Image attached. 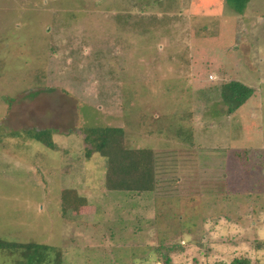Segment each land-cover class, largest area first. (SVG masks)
I'll list each match as a JSON object with an SVG mask.
<instances>
[{
  "label": "rangeland",
  "instance_id": "1",
  "mask_svg": "<svg viewBox=\"0 0 264 264\" xmlns=\"http://www.w3.org/2000/svg\"><path fill=\"white\" fill-rule=\"evenodd\" d=\"M106 127L153 191L105 187ZM0 239L40 250L0 264H264V0H0Z\"/></svg>",
  "mask_w": 264,
  "mask_h": 264
},
{
  "label": "trees",
  "instance_id": "2",
  "mask_svg": "<svg viewBox=\"0 0 264 264\" xmlns=\"http://www.w3.org/2000/svg\"><path fill=\"white\" fill-rule=\"evenodd\" d=\"M249 0H227V4L237 13H242ZM254 89L240 81L230 80L220 87V96L223 102L229 104L228 111L243 105L252 95ZM99 133L98 150L106 157L107 168L105 175V187L108 190L150 192L158 183L156 155L152 148L131 147L124 137L122 128L106 127L97 130ZM48 146L53 143L45 142ZM61 197L65 207L75 203L78 199L74 191L63 189ZM64 207V208H65ZM177 246V245H175ZM169 245L167 248H173ZM180 247V246H179ZM0 248L19 250L24 255L32 248L33 253L39 255L38 246L32 243H16L0 239ZM181 251L182 248L180 247ZM168 250V249H167ZM26 251V252H24ZM46 255V254H43ZM43 258V257H42ZM38 260H41L39 257ZM167 258H165V261ZM231 264H250L248 259L234 258Z\"/></svg>",
  "mask_w": 264,
  "mask_h": 264
},
{
  "label": "crops",
  "instance_id": "3",
  "mask_svg": "<svg viewBox=\"0 0 264 264\" xmlns=\"http://www.w3.org/2000/svg\"><path fill=\"white\" fill-rule=\"evenodd\" d=\"M158 173V172H157Z\"/></svg>",
  "mask_w": 264,
  "mask_h": 264
}]
</instances>
